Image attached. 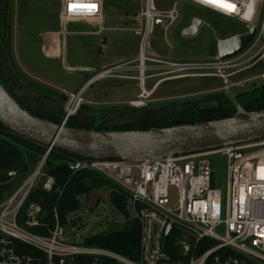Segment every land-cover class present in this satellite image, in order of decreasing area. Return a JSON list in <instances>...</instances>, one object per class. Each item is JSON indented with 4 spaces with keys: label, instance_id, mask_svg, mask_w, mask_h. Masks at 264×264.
I'll use <instances>...</instances> for the list:
<instances>
[{
    "label": "built area",
    "instance_id": "built-area-1",
    "mask_svg": "<svg viewBox=\"0 0 264 264\" xmlns=\"http://www.w3.org/2000/svg\"><path fill=\"white\" fill-rule=\"evenodd\" d=\"M50 1L55 3L58 33L63 36L69 34L66 26L70 23L93 25L90 32L97 35L113 29L104 26L106 0ZM171 1L170 6L162 8H157L154 0L124 1L130 11L125 16L136 24L131 30L139 38L135 57L94 70L75 92L62 89L66 101L63 126L85 103L86 87L106 78L130 79L119 75L122 72H136L135 80L141 86L139 96L143 97L151 92L145 90V80L164 75L155 73L160 68L173 69L166 72L175 74L159 78L152 90L164 80L212 77L221 81L222 91L229 92L246 82L233 81L236 75L254 68L264 70V0ZM178 1L239 22L243 28L240 33L253 26L256 18L253 36L244 48L227 58L215 55L210 60L193 61L160 57L151 49L150 39L158 27L171 48L166 32L179 18ZM147 45L154 56L147 54ZM191 70L201 72L193 74ZM252 79L264 83V71ZM51 148H46L18 188L10 186L18 177L16 171H7L6 179H0V264H264V138L160 159L69 158L66 164L71 172H90L108 183L111 192L125 195V209L132 207L134 213L126 222L134 221L139 228L135 259L88 243L95 235L89 229L87 214L98 207V201L91 206L81 203L87 194L78 197L79 207L68 210L64 218L59 215L57 203L48 215L40 204L27 202L37 187L45 192L55 189V179L43 172ZM215 155L225 161L224 192L215 186L213 178L211 158ZM106 206L117 215L122 213L111 201Z\"/></svg>",
    "mask_w": 264,
    "mask_h": 264
},
{
    "label": "rangeland",
    "instance_id": "rangeland-1",
    "mask_svg": "<svg viewBox=\"0 0 264 264\" xmlns=\"http://www.w3.org/2000/svg\"><path fill=\"white\" fill-rule=\"evenodd\" d=\"M125 0H106L104 26L113 28L104 31L99 36L68 34L63 39L66 59L52 60L44 58L42 53V34L60 30L56 17L55 3L50 0H0V84L4 85L16 98L22 107H28L38 113L55 119L61 123L66 101L61 96V90L75 92L93 73L77 72L70 66L92 64V56L103 57L109 61L125 56H134L137 52L139 38L131 28L136 24L127 19L124 5ZM171 0H154L157 8L168 7ZM136 10L139 6L134 7ZM179 18L166 32L155 27L150 39L151 49L160 57L175 60L206 61L213 59L216 53V42L240 33L242 25L206 9L178 1ZM193 18L203 21L194 38H184L181 31L188 27ZM88 26V25H87ZM86 25L74 24L66 26L67 32H80L87 29ZM92 27V26H91ZM89 30V29H88ZM52 35L49 34V38ZM62 48V49H63ZM100 49V51H99ZM98 66L95 70H100ZM173 69H157L155 73L164 75L144 82L146 91L150 90L159 78H167ZM262 68L244 71L232 78L233 81L246 80L242 86L233 87L229 92L220 88L221 81L212 77H190L184 79L164 80L154 94L140 97L141 86L135 77V71L122 72L119 75L130 79L106 78L99 80L83 91L85 103L70 117L67 124L95 131L96 129L126 126L149 128L153 126L172 125L182 121L180 117H190L197 120L201 111L214 109L220 104L230 111H246L247 107H256L251 102V91L262 84L254 80L255 76L263 72ZM193 74L201 70L189 71ZM252 79V80H251ZM116 86L117 88H111ZM108 92H103L104 89ZM118 93H111L112 90ZM96 94V102L88 101L91 94ZM199 91H217L221 97L214 101L205 94H195ZM185 95V96H181ZM93 97V96H92ZM173 97V98H171ZM155 98V100H152ZM164 100H161L163 99ZM158 99V100H157ZM151 100V101H150ZM140 104L133 106L130 103ZM177 126V125H174ZM172 127V126H169ZM214 170L215 186L224 192L226 171L225 161L220 155L211 158ZM36 166L32 167V170ZM18 176L12 180L10 186L18 188L28 177ZM43 179L38 180L41 185ZM112 187L104 182L100 187L92 189L87 197L81 200L86 206L98 201V207L87 214L89 229L93 235L106 237L114 231H121L126 226V219L133 216L132 207L118 215L104 205L110 201ZM104 215L105 218L102 217Z\"/></svg>",
    "mask_w": 264,
    "mask_h": 264
},
{
    "label": "water",
    "instance_id": "water-1",
    "mask_svg": "<svg viewBox=\"0 0 264 264\" xmlns=\"http://www.w3.org/2000/svg\"><path fill=\"white\" fill-rule=\"evenodd\" d=\"M255 22L256 18L245 32L218 40L216 56L227 58L244 48L253 36ZM203 24L202 20L193 18L181 31L182 37L194 38ZM147 54L154 56L149 45ZM0 124L13 134L85 159L140 161L263 139L264 109L237 111L219 120L166 128L91 131L66 127L29 113L0 84Z\"/></svg>",
    "mask_w": 264,
    "mask_h": 264
},
{
    "label": "trees",
    "instance_id": "trees-1",
    "mask_svg": "<svg viewBox=\"0 0 264 264\" xmlns=\"http://www.w3.org/2000/svg\"><path fill=\"white\" fill-rule=\"evenodd\" d=\"M3 87L11 95L4 85ZM251 92V102L257 103V106L247 107L245 110L256 111L264 109V84L260 85L256 91L253 90ZM61 96L65 100V96L62 94ZM14 99L20 104L16 98ZM221 105L222 104L214 109L206 110L204 112L201 111V115H205L203 117L197 115V120H193L190 117H180L182 121L172 125L137 129L126 126H114L111 128L96 129L95 131H127L166 128L174 125L195 124L197 122L219 120L231 117L235 114L234 111H230L227 107ZM23 108L35 116L60 124L55 119L46 117L35 110L28 107ZM67 127L81 128L71 124H67ZM46 148L47 147L44 145H40L27 138L13 134L0 124V179L4 181L6 179V172L10 170L16 171L18 176H24L33 171L32 167L37 166L39 161L45 155ZM72 157L80 156L71 155L51 148L46 156L43 172L55 179V189L51 192H45L40 187H37L30 193L27 202L33 201L40 204L42 210L48 215L50 209L57 203L59 215L61 218H64V215L68 210H73L79 207V196L82 194H88L92 189L104 184V181L101 178L90 172H71L67 167L66 161ZM59 190L62 191L61 194L59 193ZM110 201L122 213L126 211V197L123 193L112 191ZM88 243L107 248L123 256L135 259L138 255L139 228L136 222L127 221L123 230L111 232L106 237L95 235L89 239Z\"/></svg>",
    "mask_w": 264,
    "mask_h": 264
},
{
    "label": "crops",
    "instance_id": "crops-1",
    "mask_svg": "<svg viewBox=\"0 0 264 264\" xmlns=\"http://www.w3.org/2000/svg\"><path fill=\"white\" fill-rule=\"evenodd\" d=\"M71 24L72 23H70L68 25H71ZM74 24H77V25L81 24V25H86V26L88 25L87 26L88 28L87 29H83V30H79L80 32H76L74 30L73 32H68L69 34H74V35L75 34H78V35H93V36L97 35V34H94V33L90 32V31H92L94 29L93 27H91L90 24H86V23H74ZM58 31L44 32L42 34V38H41L42 39V46H41V48H42V53H43L44 58L52 59V60H60L61 58L62 59H66V57H65V55H66L65 54V49L63 48V42H64L63 38L65 36L59 34ZM49 34L52 35L50 38H49ZM97 36H99V35H97ZM99 51H100V49H99ZM134 57H135V55L134 56H125V57L115 58V59H111L109 61H106V60L103 59V57H98V56H94L93 57L92 56L91 57L92 60H93L92 64L73 65V66H70V68H71V70H74V71H77V72H84V76H87V73H89V72L92 73L95 69L98 68V66L101 67V68H107V67H110V66L115 65V64L131 61ZM159 86H160V84H158L154 88V90H152L153 87H154V84H153V86L150 88V90H148V92L149 91L157 92ZM111 88L115 89L117 87L116 86H111ZM111 88L104 89L103 92H108L109 93V89H111ZM114 89L111 91V93H113V94L118 93L119 94V92L115 91ZM97 92L94 91L93 94H91V98L89 97V98H86V99L88 101H91V102H94V101L96 102V99H93V98H96V96H97L96 93ZM97 99H98V96H97Z\"/></svg>",
    "mask_w": 264,
    "mask_h": 264
},
{
    "label": "flooded vegetation",
    "instance_id": "flooded-vegetation-1",
    "mask_svg": "<svg viewBox=\"0 0 264 264\" xmlns=\"http://www.w3.org/2000/svg\"><path fill=\"white\" fill-rule=\"evenodd\" d=\"M216 54V53H215ZM150 93V95H152V94H154L155 92H149ZM195 94H205L208 98H211L212 100H214V101H216V100H218L220 97H221V95H220V93L219 92H217V91H199V92H197V93H194V95ZM181 96H185V95H181ZM171 98H173V97H171ZM152 100H155V98H153ZM158 100V99H157ZM161 100H164V98L163 99H161ZM151 101V100H150Z\"/></svg>",
    "mask_w": 264,
    "mask_h": 264
},
{
    "label": "snow or ice",
    "instance_id": "snow-or-ice-1",
    "mask_svg": "<svg viewBox=\"0 0 264 264\" xmlns=\"http://www.w3.org/2000/svg\"><path fill=\"white\" fill-rule=\"evenodd\" d=\"M205 2H212V0H205ZM219 6L231 8L230 5L221 4Z\"/></svg>",
    "mask_w": 264,
    "mask_h": 264
}]
</instances>
